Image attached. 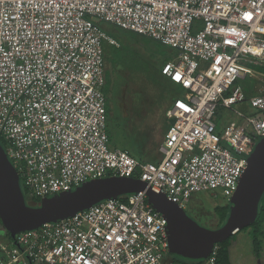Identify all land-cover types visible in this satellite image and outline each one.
<instances>
[{
  "label": "built area",
  "instance_id": "obj_1",
  "mask_svg": "<svg viewBox=\"0 0 264 264\" xmlns=\"http://www.w3.org/2000/svg\"><path fill=\"white\" fill-rule=\"evenodd\" d=\"M92 19L178 52L161 70L183 94L166 111L158 163L110 148L103 42L117 44ZM247 64L264 66V0H0L4 151L29 199L131 177L180 207L208 191L228 204L264 137V91L235 86ZM237 103L254 112L217 133V111ZM0 252V264H168L166 220L137 193L19 233Z\"/></svg>",
  "mask_w": 264,
  "mask_h": 264
},
{
  "label": "water",
  "instance_id": "obj_2",
  "mask_svg": "<svg viewBox=\"0 0 264 264\" xmlns=\"http://www.w3.org/2000/svg\"><path fill=\"white\" fill-rule=\"evenodd\" d=\"M137 193H144L151 208L166 220L170 256L187 261H206L217 244L256 222L264 195V137L247 157V168L228 201V217L218 229L199 225L166 194L131 177L91 180L74 190L43 198L37 206H30L21 189L20 177L0 144V227L10 239L46 223L70 219L100 202Z\"/></svg>",
  "mask_w": 264,
  "mask_h": 264
},
{
  "label": "rangeland",
  "instance_id": "obj_3",
  "mask_svg": "<svg viewBox=\"0 0 264 264\" xmlns=\"http://www.w3.org/2000/svg\"><path fill=\"white\" fill-rule=\"evenodd\" d=\"M92 21L108 37L114 38L117 42L127 40L135 50L143 55L139 57L122 55L126 63H120L115 67L114 86L108 92L113 96L112 113L106 117L107 130L111 131L112 136L110 148L126 150L142 163H156L159 160L158 149L163 141L164 128L169 123L165 113L176 98L182 97V91L174 85L162 89L160 86L163 83L162 80L160 78L149 79L146 71L151 69L156 72L162 65L176 58L178 52L155 41L152 45H147L137 39L126 37L124 30L113 25L97 19H92ZM246 67L251 74L243 80H238L235 86L242 91L249 89L250 96L247 97H252L256 94L254 88L261 85L260 81L264 79V66L247 64ZM235 112L248 117L254 110L247 103H237L230 111L219 108L217 133H222L224 125L239 122ZM224 204H227V200L219 192L208 191L194 194L189 202L182 204V207L188 215L195 218L197 223L212 229L217 221L213 210ZM2 240L0 237V244L5 241ZM261 241L258 258L253 250L251 232L241 231L229 249L231 264H264V238ZM167 256L172 257L170 254ZM181 264L198 263L182 260ZM203 264H208V262Z\"/></svg>",
  "mask_w": 264,
  "mask_h": 264
},
{
  "label": "trees",
  "instance_id": "obj_4",
  "mask_svg": "<svg viewBox=\"0 0 264 264\" xmlns=\"http://www.w3.org/2000/svg\"><path fill=\"white\" fill-rule=\"evenodd\" d=\"M126 33V37H130L133 39H137V41H142L143 43L147 44V45H152L153 44V40L138 35L136 33L133 32H127ZM112 38V37H111ZM117 45H110L108 42H103V53H104V77H105V85L103 88V93L105 96V101H106V116L109 117V115L112 113V108H111V104H112V97L111 93L109 94L108 92L113 88L114 86V82H115V78H114V71H115V67L117 65H119L120 63H126L125 59L122 57V55H127L129 57H139V56H143L140 52H138L137 50H135L129 43L127 40H122L120 42H117L114 38H112ZM163 66V65H162ZM162 66L160 69L156 70V72L151 71V69H147L146 71V75L149 79H158L160 78L162 80L163 83L160 84L162 89H167L168 87H170V81L162 75L161 70H162ZM164 78V79H162ZM173 84V83H171ZM174 86H177L175 84H173ZM178 87V86H177ZM106 90V92H105ZM246 95L249 94V89L244 90ZM166 114V113H165ZM169 128V125L166 124L165 128H164V133L167 132ZM107 135H108V139L109 142L111 141V131L107 130ZM0 144L2 145L3 148H5V144L3 142V139L0 138ZM21 189L23 191V194L25 196V200L27 202L28 205L30 206H37L40 203V200L38 199H29L28 198V194L26 192V190L21 186ZM215 213H216V217L217 220L220 224L224 223L228 217V206L223 207V206H218L215 208ZM250 231L252 234V244H253V250L254 253L256 254V256L259 258V252H260V247H261V239L264 238V195L260 201V205H259V211H258V217L256 219V222L250 227L247 228L243 231ZM240 232H238L237 234L231 236L230 238H228L227 240L223 241L222 243H219L216 245L215 247V251H214V264H231L230 261V254H229V249L230 246L232 244V242L234 241L235 237L239 234ZM5 239H9V235L6 234ZM178 258V257H176ZM180 260H184L181 258H178ZM210 259L206 260V261H194L197 262L198 264H203L205 262H208ZM180 264V263H179Z\"/></svg>",
  "mask_w": 264,
  "mask_h": 264
},
{
  "label": "flooded vegetation",
  "instance_id": "obj_5",
  "mask_svg": "<svg viewBox=\"0 0 264 264\" xmlns=\"http://www.w3.org/2000/svg\"><path fill=\"white\" fill-rule=\"evenodd\" d=\"M223 207H226V206H228V204H224V205H222ZM198 211H200V210H198ZM213 212H214V216L216 217V213H215V208H214V210H213ZM187 215H188V213H187ZM188 216H190V215H188ZM191 217V216H190ZM192 219H194L195 220V218H193V217H191ZM217 218V217H216ZM196 221V220H195ZM197 222V221H196ZM225 223V222H224ZM224 223H222V224H220L219 222H218V220L215 222V226H213L212 227V229H218L219 227H221ZM199 224V223H198ZM200 225V224H199ZM202 226V225H201ZM204 227V226H203ZM5 236H6V233L1 229V227H0V237L2 238V239H5ZM181 262H182V260H180V259H178V258H176V257H174V256H172V257H168L167 258V263L168 264H181Z\"/></svg>",
  "mask_w": 264,
  "mask_h": 264
},
{
  "label": "crops",
  "instance_id": "obj_6",
  "mask_svg": "<svg viewBox=\"0 0 264 264\" xmlns=\"http://www.w3.org/2000/svg\"><path fill=\"white\" fill-rule=\"evenodd\" d=\"M166 64V63H165ZM164 66V65H163ZM168 79V78H167ZM169 80V79H168ZM170 81V80H169ZM261 82V85H259V86H257V87H255L254 89H255V91H256V94L255 95H253V96H256V95H258V94H260L261 92H263L264 90V79L263 80H261L260 81ZM170 85H173V84H171V82H170ZM178 88L182 91V94H183V90L178 86ZM243 92H244V94L246 95V93H245V91L243 90ZM250 94V93H249ZM246 95V96H250V95ZM177 99V98H176ZM174 102V101H173ZM173 104V103H172ZM172 106V105H171ZM170 106V107H171ZM166 133V132H165ZM165 133H164V135H165ZM164 135H163V138H164ZM162 138V139H163ZM162 141V140H161ZM159 161V160H158ZM158 161L156 162V163H158ZM6 240V239H5ZM168 258V257H167Z\"/></svg>",
  "mask_w": 264,
  "mask_h": 264
},
{
  "label": "clouds",
  "instance_id": "obj_7",
  "mask_svg": "<svg viewBox=\"0 0 264 264\" xmlns=\"http://www.w3.org/2000/svg\"><path fill=\"white\" fill-rule=\"evenodd\" d=\"M10 238V237H9ZM5 239H3L2 241H4ZM169 254V253H168Z\"/></svg>",
  "mask_w": 264,
  "mask_h": 264
}]
</instances>
